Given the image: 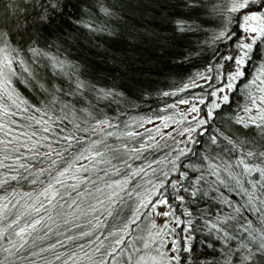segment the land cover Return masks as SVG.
Listing matches in <instances>:
<instances>
[{
  "label": "snow or ice",
  "instance_id": "obj_1",
  "mask_svg": "<svg viewBox=\"0 0 264 264\" xmlns=\"http://www.w3.org/2000/svg\"><path fill=\"white\" fill-rule=\"evenodd\" d=\"M0 264H264V0H0Z\"/></svg>",
  "mask_w": 264,
  "mask_h": 264
},
{
  "label": "trees",
  "instance_id": "obj_2",
  "mask_svg": "<svg viewBox=\"0 0 264 264\" xmlns=\"http://www.w3.org/2000/svg\"><path fill=\"white\" fill-rule=\"evenodd\" d=\"M191 63V62H190ZM199 65L196 63H192L191 67H169L160 63L153 62L152 64H141L140 68L146 73L153 76L160 83L158 84L161 91H166L168 85H174L176 81L180 79L181 76H189ZM194 83H199V81H194ZM23 90V89H22ZM206 89L204 87H197L195 89L186 90L185 94H177L175 96H171L168 98L163 97H153L152 99H145L141 105H138L136 110L130 111L129 115H144L147 110L155 112L157 115H168L170 113H175L176 118L179 119L180 113L175 108H169L167 110L163 109V104H168L169 106L175 104H179L181 100L188 99V97L193 96L194 94L205 93ZM242 93L240 89L237 88L235 92L232 94L233 107H235L236 103H242L241 100ZM155 101V102H154ZM198 103V101H196ZM156 122V121H153ZM145 127H150L149 125ZM176 125L172 124L169 128H175ZM139 130V129H137ZM168 131L169 129L162 128L161 131ZM159 136L157 135V139L159 140ZM177 139H180L177 136ZM143 225V224H141ZM199 253L193 252V255H198Z\"/></svg>",
  "mask_w": 264,
  "mask_h": 264
},
{
  "label": "rangeland",
  "instance_id": "obj_3",
  "mask_svg": "<svg viewBox=\"0 0 264 264\" xmlns=\"http://www.w3.org/2000/svg\"><path fill=\"white\" fill-rule=\"evenodd\" d=\"M191 103V101H190ZM188 107L189 105H185L183 103H179V104H176V110L181 113V112H187L188 111ZM153 123H157V122H153ZM148 126V125H146ZM150 126V125H149ZM165 131V130H164ZM181 138V137H180ZM157 211L159 212H163L164 211V206H159L157 208ZM152 220L155 221L156 224H161L164 220V217L162 216H157L155 215V213L152 214ZM146 227V223H144L143 225H141V228L144 229Z\"/></svg>",
  "mask_w": 264,
  "mask_h": 264
}]
</instances>
